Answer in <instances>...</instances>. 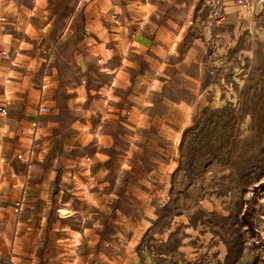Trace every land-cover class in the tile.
<instances>
[{"label":"crops","instance_id":"crops-1","mask_svg":"<svg viewBox=\"0 0 264 264\" xmlns=\"http://www.w3.org/2000/svg\"><path fill=\"white\" fill-rule=\"evenodd\" d=\"M76 3L0 0V264H158L146 228H116L132 219L114 179L164 128L154 82L176 31L164 0Z\"/></svg>","mask_w":264,"mask_h":264},{"label":"rangeland","instance_id":"rangeland-1","mask_svg":"<svg viewBox=\"0 0 264 264\" xmlns=\"http://www.w3.org/2000/svg\"><path fill=\"white\" fill-rule=\"evenodd\" d=\"M164 2L175 43L154 86L167 119L114 179L132 219L116 228H146L158 264H264V0Z\"/></svg>","mask_w":264,"mask_h":264},{"label":"built area","instance_id":"built-area-1","mask_svg":"<svg viewBox=\"0 0 264 264\" xmlns=\"http://www.w3.org/2000/svg\"><path fill=\"white\" fill-rule=\"evenodd\" d=\"M87 1H88V0H77L76 5H77V7H78V6H81V5H83V4H84L85 2H87ZM113 18H114L115 21H119V20L122 19V15H121V14H118V13H115V14L113 15ZM49 108H50V107L47 106V105L40 104V110H41V111H48ZM0 113L3 114V115H7V113H8V109H7L6 107H4V106H0Z\"/></svg>","mask_w":264,"mask_h":264}]
</instances>
